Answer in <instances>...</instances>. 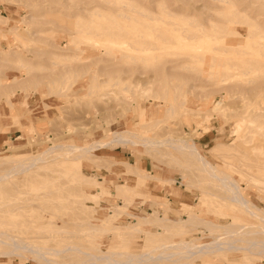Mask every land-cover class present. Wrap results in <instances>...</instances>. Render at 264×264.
<instances>
[{"label": "rangeland", "instance_id": "1", "mask_svg": "<svg viewBox=\"0 0 264 264\" xmlns=\"http://www.w3.org/2000/svg\"><path fill=\"white\" fill-rule=\"evenodd\" d=\"M120 1L0 0V15L8 18L0 24V119L9 110L10 121L0 130L21 135L0 145V174L13 160L53 145H93L126 132L181 137L264 211V0ZM33 100L42 109L36 121L27 109ZM109 145L76 160L55 150L32 172L1 181L0 230L19 231L47 248L74 244L96 253H141L157 241L223 233L198 220L182 224L192 213L222 226L250 225L240 236L264 239L259 220L224 199L181 153L166 145L157 151L133 142ZM111 148L125 151L122 159L130 163L140 157L160 186L156 192L140 184L144 177L133 166L106 161ZM148 201L154 203L146 210L135 209ZM29 256L0 257V264H40ZM244 263L264 264V253L225 251L190 264Z\"/></svg>", "mask_w": 264, "mask_h": 264}, {"label": "bare ground", "instance_id": "2", "mask_svg": "<svg viewBox=\"0 0 264 264\" xmlns=\"http://www.w3.org/2000/svg\"><path fill=\"white\" fill-rule=\"evenodd\" d=\"M29 17L31 16L29 15ZM7 20L8 19L4 21L5 25L8 24ZM11 27L13 28L15 26H11ZM185 37L187 38V36ZM64 47L67 48V45ZM146 49L147 48H145V50ZM13 55L15 56V54ZM0 60L2 59L0 58ZM86 66H88V63L86 64ZM189 72L190 71L186 73ZM24 78L26 82L29 80L31 81V78L27 76V74ZM30 81L29 83H32ZM181 87H179V89ZM179 91H181V89ZM179 94H182L184 100L186 94L184 93H179ZM5 100L12 106V102H10V98L7 95L5 96ZM220 108L221 107H218V109ZM126 135H128L129 137H126ZM113 141L122 144L125 143L127 144V142H133L140 144L142 146L153 147L156 151L157 148L166 145L171 149L181 153L182 155H184L185 160L188 161L189 165L195 166L196 169H199L200 171L204 172L209 179L216 182L217 184L216 186L219 189H221L224 194V199H226L229 203L236 204L243 211H246L249 215L253 216L254 218H257L260 222L258 228L261 232H264V211H259V209H257L248 199H246L242 195L236 180L230 174L216 169L215 166L199 152V149L195 142L193 141L189 142L185 138H181V137H176V138L164 137L162 139L154 138V137L138 138L135 132H126V134H121L119 137H113L109 141H104V142L100 141L93 145H84V146H76V145H68V144L53 145L42 151L40 154L33 155L31 157H26L23 159L13 160L8 166V169L5 170L4 173L0 174V182L10 181V179L14 176H19L32 172L31 170L33 168L35 167L38 168L37 167L38 164L44 163L46 161V157L52 154L55 150H62L66 154H76L75 157L72 158V160H76L81 156L84 155L87 156L89 154H93L94 150H97L98 148L103 146H107ZM221 145L222 144L218 142V144L214 146V150L219 149L218 146ZM260 171L264 172V166L262 165L260 166ZM143 181L144 179L141 180L140 183L141 185ZM113 210L116 213L119 212V210L116 207ZM147 216L148 215L141 217L143 218V220H145ZM194 216L195 215H193L192 213L189 214L185 219L182 220L181 223L185 224L186 221L195 223V220H198L200 223H204L208 225L211 228V230L215 228H221L223 230V233L215 235L213 238L208 240L202 239L203 237H196L195 239H188V240L182 239L177 241H170V240L157 241L152 246L150 245V247H148L149 245L146 246V250L142 251L141 253H133L129 250H112V249L101 250L98 253H96V252L83 250L81 246L74 244H65L63 247L59 249L47 248L43 245L34 243V241L30 238L27 239L26 237L21 236L20 235L21 232L19 231L4 229V230H0V242H2L3 240H8L10 242V247L0 248V257L13 256L15 254L21 255L22 252H27L28 254H31V256H29L31 260L34 261L36 260L40 264H147L154 262L170 263V264H190L198 259L201 260L204 259L205 256H211L214 253H222L225 251H236V250L244 249L247 250L251 255H262L264 253V239H258V240L243 239L240 236L241 232H244V234L248 233L247 228L251 227L250 225L231 223L222 226L219 224H214L210 221L200 220L201 218L196 219ZM195 226L197 228V225ZM100 228H101L100 225L90 227V229L94 231L99 230ZM130 228L132 229L133 225H130L129 229ZM164 229L165 232H169L168 226H165ZM142 231H146V230L143 229ZM179 232L181 234L188 233V231L184 229H180ZM34 237L42 238L49 236L35 235ZM238 241H243L246 243V245H239L237 244ZM64 255L68 257L75 256L76 259L68 263L60 262L56 260L57 256L64 257Z\"/></svg>", "mask_w": 264, "mask_h": 264}, {"label": "crops", "instance_id": "3", "mask_svg": "<svg viewBox=\"0 0 264 264\" xmlns=\"http://www.w3.org/2000/svg\"><path fill=\"white\" fill-rule=\"evenodd\" d=\"M4 9H5L4 6H2L0 4V14L5 13V10ZM6 19H8V18L0 15V24H4V26H5L4 21ZM0 30H3V28L1 26H0ZM39 106H40V100H33L32 103H30L27 106V109H29V118L30 119L36 121L41 116L42 109H40ZM5 112L6 113L3 116V118L0 119V124L1 125H4L3 127H5L3 129L9 128L6 125H9V123H10V121L7 119V117H8L7 112H9V110H7ZM18 133H19V129H13L12 131L11 130H0V145H3L6 142V138H13V137L17 138L18 136H21V135H17ZM107 147H110V145L105 146L103 148L105 149ZM100 149H102V148H100ZM125 154H126L125 151L117 150L115 148H113V149L111 148V149H108L104 153V157H105V160L106 161H109V162H116V163L123 164V165H131V166H133L134 169L137 170L144 177V181L142 183V186L144 188H146L147 190L156 192L155 189L156 188H159L160 186L158 184H155L154 182H151L152 180L150 179V177H153L154 178V175H153L152 171H148L144 167L143 162H142V159L140 157H136L134 155L133 162L132 163L127 162L126 160L122 159V157H124ZM148 175H150V177H148ZM159 193H160V191H159ZM174 193H176L175 190H174ZM164 194H162L161 197L158 196V195H155V194L154 195L156 197H159V200H160V199L165 198V197H163ZM169 198L171 199L170 195H169ZM169 198H165V199L166 200H169ZM153 203L154 202H152V201H148L147 203H144V204H137L134 207H135V209L146 210L148 208V206L153 205Z\"/></svg>", "mask_w": 264, "mask_h": 264}]
</instances>
